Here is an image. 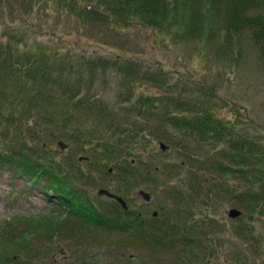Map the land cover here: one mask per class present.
Returning <instances> with one entry per match:
<instances>
[{
	"label": "trees",
	"instance_id": "trees-1",
	"mask_svg": "<svg viewBox=\"0 0 264 264\" xmlns=\"http://www.w3.org/2000/svg\"><path fill=\"white\" fill-rule=\"evenodd\" d=\"M58 2L61 9L82 23L139 27L154 26L162 19L161 29L166 35L176 42L181 36L184 41L213 43L218 47L215 57L219 60L228 58L232 48L238 45V38L248 35L264 63V0ZM86 15L93 18L88 20ZM0 46L4 55H0V172L7 171L12 179L24 178L31 186L30 191L37 188L42 189L44 196L51 193L58 196L53 201L58 210L52 209V214L16 218L14 223L18 225L0 224L2 264L27 263L34 252L26 251L24 259L15 261L17 256L12 255L18 251L14 246L16 241L50 233L54 225L63 222L61 213L88 227L78 235L93 237L96 245H110L107 243L110 237H99L97 233L118 236L116 241H111L117 250L111 252L105 247L108 254L100 261L95 260L96 264H249L253 261L255 264L257 260L264 263V146L258 138L243 132L245 128H238L234 121L217 118L212 105L177 97H167L161 104L159 95L138 98L135 113L148 122L133 128L132 122L122 120L112 108L87 94L81 70H76L74 79L73 71L66 75L58 71L57 64L45 54L40 43H27L22 36L15 38L6 33ZM232 59L235 60L234 56ZM130 76L138 81L147 78L134 70ZM157 108L162 115L156 112ZM148 134L152 136L147 137ZM153 136L162 149L157 148ZM57 138L74 142L82 153L92 148L91 155L104 156L88 162L90 174L97 170L111 180L117 169L116 175L120 173L121 181L125 180L122 189L128 192L135 183H149L151 193L163 195L159 216L156 207V214H149L153 203L145 205L147 213L141 209L139 214L130 205L123 211L114 201L98 196L91 203L85 196L88 192L84 183L99 188L107 185L85 175L74 160L56 159V152H50V142ZM182 139H194L199 157L194 156ZM155 149L159 152H154ZM139 150L158 157L156 163L151 162L149 168L137 174V166L130 160L137 153L143 163ZM170 150L175 152L171 154L176 157L174 161H169ZM110 166L113 173L106 169ZM194 169L201 170L207 179L200 181ZM182 176L183 185L179 183ZM173 180L178 184L174 185ZM233 181L240 187L232 185ZM33 185L37 187L32 188ZM224 203H232L243 212L237 230L233 228L231 232L243 245L230 251L232 255L226 256V262L219 263L213 260L221 256L214 243L223 242L220 236L223 224L211 217L208 207L217 209ZM22 219L29 224L26 228L20 224ZM70 232L74 234L72 229ZM57 235L54 232L50 238ZM85 238L81 246L88 245ZM203 238L210 243L207 245ZM73 258L77 261L80 255Z\"/></svg>",
	"mask_w": 264,
	"mask_h": 264
},
{
	"label": "rangeland",
	"instance_id": "rangeland-1",
	"mask_svg": "<svg viewBox=\"0 0 264 264\" xmlns=\"http://www.w3.org/2000/svg\"><path fill=\"white\" fill-rule=\"evenodd\" d=\"M17 1L0 2V41L3 35L9 33L15 35V38L22 36L24 42L27 43H40L45 54L57 64L58 71L63 72L64 75L73 71L71 72L74 74L73 79L77 75L76 70H79V64L84 61L86 66L89 65L94 69L92 73H89V69L84 71L82 76L87 83V94L110 109L112 108L122 120L132 122L133 128L146 125L145 122H148L143 116H138L135 113L134 108L140 102L137 100L141 95H159L161 104V100L167 97H177L181 100H195V102L212 105L217 118L230 123L234 121L238 128H245L243 132H247L254 139L258 138L257 141L264 146V63L260 61L248 35L239 37L238 45L232 48L234 50L230 51L228 58L219 60L215 57L218 47H215L213 43L205 44L199 40L184 41L185 39L181 40V36L177 43L173 37L166 35V32L161 29L164 27L162 19L159 24H154V26L128 27V25H120L110 27L98 22L76 21V18L59 7L58 0H37V2L32 1L31 3L28 0ZM106 6L108 7V5ZM86 17H89L88 20L93 18L88 15ZM80 19L83 20V17L81 16ZM0 47L2 48V46ZM223 51L226 50L223 49ZM0 55L4 57L1 52ZM91 58L98 60L93 63ZM127 66L135 73L143 74L147 78H143L141 81L132 78L130 76L132 71L130 69L125 71ZM71 67L73 70H70ZM156 112L162 115L159 108ZM255 126L258 128H254ZM165 127L167 128V126ZM151 136L148 134L147 137ZM176 137L178 136L176 135ZM182 140L187 147L193 150L194 156L199 157L200 150L193 142L194 140ZM59 141L66 145L65 149L62 150L58 146ZM156 141V137H154V143ZM50 144L52 149L50 152H56L54 154L56 159H71L78 164L79 170H89L90 163H92L89 156L91 152L93 153L92 148H89V152L82 153L74 142L63 138H57ZM154 152H159V150L155 149ZM138 153L141 155L143 163H140L137 153L135 158H131L130 161L134 162L132 165L137 166L136 173L140 174L144 168H149L148 165L151 162L156 163L155 157L158 156L140 150ZM171 154H175V152L170 150L169 161H174L176 157H172ZM84 157L87 161L82 160ZM108 168H111L110 172L113 173V168L111 166ZM108 168L106 169L108 170ZM65 169L69 170L67 166ZM194 170L199 174L200 181L207 179L201 170ZM116 173L109 180L101 172H91L96 176L93 179L105 182L107 185V187L104 185L100 188L113 189V191L118 188L114 185ZM184 180V176H182L179 183L183 185ZM172 183L178 184L176 180H173ZM84 185L88 192H84L85 196L92 203L97 196L99 185L98 187L96 184L84 183ZM232 185L240 187L236 181H233ZM29 187L31 186L22 180L11 179L5 170L0 173V224L6 222L8 225L16 224L14 223L16 218L32 215L33 217L46 216L53 213L45 199L42 198L44 196L42 189L33 188L30 191ZM150 188L151 185L143 181L135 183L129 192L125 189L124 191L121 187L115 192L118 191L124 197L128 196L131 209L138 211V214L142 212L141 209L147 213L145 205L153 203L149 214L150 216L155 215L157 209L159 216L158 207L162 198L155 197L156 195L153 193V200L147 203L139 196L140 191L153 192ZM24 191L28 193L24 194ZM155 193L157 192L155 191ZM126 204L128 208L127 201ZM208 208L211 217L223 224L220 229L223 242L214 243L216 252H219L217 254L221 256L213 260L219 263L226 262V256H231L230 251L239 248L241 243L238 237L231 234L233 228L237 230L238 222L227 216L229 210L235 207L232 206V203H224L222 206L220 204V208L217 209L214 206ZM202 212L204 211L202 210ZM60 215L61 220L66 222L67 226L66 223L59 222L51 228L50 233L26 236L23 241H16L14 246L18 248V251H14L15 254L12 255L17 256L14 260L24 259V253L28 251L34 252L33 256L23 264H96L93 262L100 261L104 255L108 254L109 250L111 252L117 250L115 245L111 244L116 241L117 235L97 233L99 237H110L109 242L107 241L110 245H96L92 241L93 237L89 239L83 233L78 235L81 230L88 229V227L79 225L76 218L72 219L66 213ZM173 217L176 219V216ZM24 221L22 219L20 224L25 225L26 228V225L29 224ZM47 224L50 225V223ZM71 229L74 234L70 232ZM54 232H57L58 235L51 239L50 236ZM78 236L80 238H77ZM83 237L88 238V245L81 246ZM203 240L207 245L210 243L209 239L203 238ZM241 244L243 245V243ZM131 253H133V249ZM78 255L80 258L75 261L73 257ZM0 264L2 263L0 262ZM249 264H254V261ZM255 264L264 263L257 260Z\"/></svg>",
	"mask_w": 264,
	"mask_h": 264
},
{
	"label": "bare ground",
	"instance_id": "bare-ground-1",
	"mask_svg": "<svg viewBox=\"0 0 264 264\" xmlns=\"http://www.w3.org/2000/svg\"><path fill=\"white\" fill-rule=\"evenodd\" d=\"M91 59L93 60V58H91ZM96 60H98V59H96ZM96 60H93V63H94ZM127 67H128V66H127ZM129 68H130V67H128V68L125 67L126 70H125V69H124V70H125V71H128ZM88 69H89V73H92V72L94 71V69H93L91 66H89V65L86 66V64H84V61H81V63L79 64V70H81V72H82V73H80V74H81V77L83 76L84 71L86 72V70H88ZM90 69H91V70H90ZM82 79H83V81H84V86H87V83H86V81L84 80V78H82ZM87 82H88V81H87ZM109 111H110V110H109ZM112 111H113V110H112ZM190 140L193 141L194 139H190ZM59 143H62V144H63L62 141H59ZM260 144L263 145L261 142H260ZM63 145H64V144H63ZM155 145L157 146V148L162 149V144H161V143H158V142L156 141ZM59 147H60V145H59ZM159 149H158V150H159ZM89 156H90L92 162H96V161H98V160L104 158V156L101 155V154H100V155H97V156H95V155H89ZM82 160H83V161H87V159H85V157H84ZM96 167H97V166H96ZM96 169L102 170V167H100V168L97 167ZM96 171H97V170H96ZM108 171H109V173H111V172H110V171H111V168H110V169L108 168ZM1 172H2V171H1ZM1 172H0V173H1ZM84 173H85V175H90V176L96 178V176L91 175L88 171H85ZM119 174H120V173H119ZM119 174L116 175V176H117V177L115 178L116 183H114V185L123 188L122 185H124L125 180L121 181V177H120ZM8 175H9V174H8ZM10 178H11V177H10ZM118 178H120V179H118ZM11 179H12V178H11ZM14 180H16V179H14ZM18 180H22V181L26 182L24 178H21V179H18ZM101 180H103V179H101ZM33 187H37V186L33 185L32 188H33ZM78 190H80V188H79ZM100 190H105V191L109 192L110 194H112V195H114V196H116V197L122 199V200L124 201L125 205H126V201H127L128 206H129L130 204H129L128 198H127V200L125 201V199H126L125 197H126V196H125V197H124V196H121L120 194H118V193H116V192H114V191H109V190H107V189H105V188H99V189L97 190V194H96L98 197H101V198H103V199L114 201V202H115V203H116V204H117V205H118L123 211H127V205H126V209L122 208V206H121L117 201H115L114 199H110V198H107V197H105V196H103V195H99L98 192H99ZM112 190H113V189H112ZM43 191L45 192V189H44V188H43ZM28 192L30 193L29 190H28ZM28 192L24 191V194H27ZM42 193H43V192H42ZM141 193H145V194L148 196V198H149L148 201H146V200L144 199V197L141 195ZM43 195H44V194H43ZM152 195H153V193H148V192H145V191H140V192H139V196H140L145 202H147V203H149V202H151V200H153ZM154 195H156V194L154 193ZM57 197H58L57 195H54V194L51 193V194H49V195H45V196H43L42 198L45 199V201L47 202L46 204H48V205L50 206L51 209H56V210H58V209L56 208V205H54V202H53ZM155 197H160V198L162 197V198H163V195H162V196H161V195H156ZM159 203L162 204V200H161ZM60 206L64 207L62 204H60ZM130 206H131V205H130ZM109 207H112V206L110 205ZM65 208H67V207H65ZM231 210H235V211L239 212V216H237V217H235V218H230L229 215H228V213H229ZM229 212L227 213L228 218L231 219V220H235L236 222H239L241 216L243 215V212H242L241 210H239L238 208H231V209L229 210ZM240 246H242L241 243H240L239 247H240Z\"/></svg>",
	"mask_w": 264,
	"mask_h": 264
},
{
	"label": "water",
	"instance_id": "water-1",
	"mask_svg": "<svg viewBox=\"0 0 264 264\" xmlns=\"http://www.w3.org/2000/svg\"><path fill=\"white\" fill-rule=\"evenodd\" d=\"M59 145H60V148H61L62 150L66 148V145H63L62 143H59V142H58V146H59ZM98 194H99V195H103V196H105V197H107V198H110V199H114L115 201H117V202L122 206V208L126 209V205H125L124 201H123L122 199H120V198H118V197H116V196L110 194L109 192H107V191H105V190H100V191L98 192ZM141 195L144 197V199H145L146 201H148L149 198H148V196H147L145 193H141ZM228 215H229L230 218H235V217L239 216V212H237V211H235V210H231V211L228 213Z\"/></svg>",
	"mask_w": 264,
	"mask_h": 264
}]
</instances>
